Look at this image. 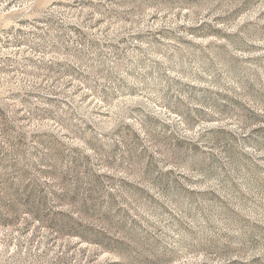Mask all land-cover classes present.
<instances>
[{
  "label": "rangeland",
  "instance_id": "1",
  "mask_svg": "<svg viewBox=\"0 0 264 264\" xmlns=\"http://www.w3.org/2000/svg\"><path fill=\"white\" fill-rule=\"evenodd\" d=\"M0 264H264V0H0Z\"/></svg>",
  "mask_w": 264,
  "mask_h": 264
}]
</instances>
